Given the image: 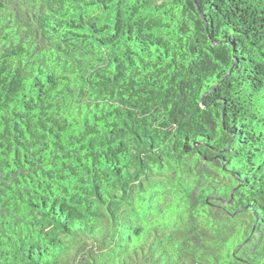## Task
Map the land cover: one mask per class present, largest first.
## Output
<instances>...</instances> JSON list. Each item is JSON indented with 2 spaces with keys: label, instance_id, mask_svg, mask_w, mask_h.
Here are the masks:
<instances>
[{
  "label": "trees",
  "instance_id": "1",
  "mask_svg": "<svg viewBox=\"0 0 264 264\" xmlns=\"http://www.w3.org/2000/svg\"><path fill=\"white\" fill-rule=\"evenodd\" d=\"M0 264H264V0H0Z\"/></svg>",
  "mask_w": 264,
  "mask_h": 264
}]
</instances>
